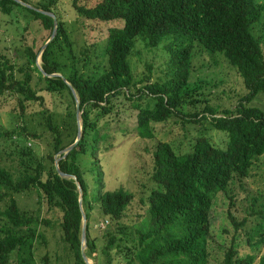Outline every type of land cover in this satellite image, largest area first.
Listing matches in <instances>:
<instances>
[{
	"label": "trees",
	"instance_id": "16d2710c",
	"mask_svg": "<svg viewBox=\"0 0 264 264\" xmlns=\"http://www.w3.org/2000/svg\"><path fill=\"white\" fill-rule=\"evenodd\" d=\"M23 1L56 15L57 32L42 50L40 64L46 73L66 77L82 109V136L58 165L76 175L82 187L86 255L94 264H208L215 195L227 193L234 177H246L255 161L264 157V111L247 104L264 94V43L253 32L254 23L262 17L263 4L258 0H98L86 6L73 0L77 14L85 20H122L120 25L107 28L104 70L90 77L83 69L91 62V55L85 49L82 62L76 57L65 21L54 6L57 0ZM35 8L0 0V13L9 17L7 22L20 25L22 30L31 24L39 35L24 43L15 61L0 48V98L15 93L20 112L13 117L23 121L12 129H0V202L5 204L0 206V264H54L47 251L37 257L36 247L46 244L44 228L55 225L62 241L56 256L62 259L64 252L66 264H86L80 253L78 189L72 178L58 175L53 165L54 155L75 140L76 127L74 136L64 141L60 125L48 112L44 126L51 148L43 157L29 142L40 135L24 120L28 103L44 105V93L56 95L65 105L66 116L75 119V99L68 85L60 76L43 75L36 66L37 55L51 35L53 19ZM138 40L147 47L166 42L167 78L152 82L149 75L135 78L129 57ZM194 41L209 53L222 54L242 78L248 93L234 108L219 110L210 105L200 85L190 80ZM34 85L40 88L35 90ZM121 103L135 110L136 130L142 138L154 137L153 123L171 120L183 127L207 123L226 136L223 147L202 132L184 149L158 140L152 153L154 186L146 196L148 215L144 219L139 215L138 223L131 225L122 219L133 193L123 188L102 190V172L93 159L89 171L96 182L95 193L89 197L81 165L83 156H95L98 142L105 136L99 133V121L112 117ZM262 182L261 201L251 199V218L236 221L229 216L236 230L245 228L244 242L253 252L240 255L235 239L224 253L223 264H253L264 246V171ZM31 188L37 189L39 202L45 203L48 212L59 213L53 221L17 205L13 194ZM94 204L103 216V228L107 226L101 237L91 235ZM256 264H264V252Z\"/></svg>",
	"mask_w": 264,
	"mask_h": 264
},
{
	"label": "rangeland",
	"instance_id": "374dc122",
	"mask_svg": "<svg viewBox=\"0 0 264 264\" xmlns=\"http://www.w3.org/2000/svg\"><path fill=\"white\" fill-rule=\"evenodd\" d=\"M30 1L36 3L38 0ZM97 1L78 0L80 4L86 6H92ZM258 1L264 6V0ZM72 2L73 0H57L54 6L62 20L65 21L76 57L81 59L82 62L84 58L82 51L87 49L88 54L90 53L92 60L90 59L91 62L83 71L90 77H95L105 67L103 49L107 38V28L120 25L122 20L121 18L108 21L85 20L77 14ZM8 18L0 13V48L9 55L12 61H15L20 56L24 43L31 42L34 37L39 35L35 32L33 25L28 24V28L22 30L20 25L7 22ZM253 32L256 37L260 36L264 43V11L261 19L254 23ZM165 43L162 42L156 47H147L141 40L136 42L135 48L129 57L136 79H140L144 75L150 76V82L167 78L169 55ZM193 43L194 53L190 80L196 85H200V91L204 93V97L210 105L219 110L234 108L248 93L237 70L228 63L222 54L209 53L197 42L194 41ZM65 62L68 66L69 58ZM33 88L36 90L40 86L34 85ZM44 98V105L28 103L24 119L27 126L36 129L40 135L38 138L31 137L32 140H29V142L34 145V150L38 155L43 157L51 148V137L44 126L45 116L48 112L52 113L55 122L60 125L64 141L67 142L74 136L76 127L74 117L66 116L64 112L65 105H61L56 95L44 93ZM17 100L15 93H6L0 98L1 130L12 129L16 123L23 124L20 117L16 119L13 117L20 112ZM125 103L120 104L117 112L111 113L112 117L99 121V133H104L105 136L99 140L95 156L89 154L83 156L81 165L88 185L89 197L95 193L96 182L89 171L93 159L98 161V167L102 172V190L123 188L133 193L132 202L122 219L124 224L131 225L135 222L138 223L139 215H143L141 219L148 215L146 196L154 186L151 179L152 153L158 140L169 141L184 149L188 147L190 140L194 139L196 134L202 132L209 136L213 143L223 147L226 143V136L224 133L209 127L207 123L198 124V126L186 124L183 127L180 123L171 120L153 123L154 137L142 138L136 130L135 110L129 109V104L126 105ZM247 104L257 106L264 111V94L256 95ZM40 109L43 111L42 113L36 112ZM45 161L50 165L52 164L50 160L45 159ZM83 161L88 162L83 164ZM263 171L264 157L261 156L259 160L255 161L246 177H234L227 193L218 192L215 195L210 212L211 236L208 247V264H223L224 253L235 239L239 241L238 251L240 255L253 252L244 242L245 228L242 226L239 230H236L229 216L232 215L236 221H241L244 217L251 218L248 216L251 199L256 197L259 202L262 199L260 188L263 187ZM229 195H232V199L229 198ZM13 196L20 209L26 210L34 216L39 215L53 221L55 215H59L58 212L50 213L46 210L45 203L43 201L39 202L38 191L35 188L15 193ZM4 205L0 202V206L3 207ZM91 211V226L93 225L91 235L101 237L107 226L105 229L103 228L104 223L101 222L104 221L103 216L97 205L94 204ZM253 223L247 222V225ZM44 229L46 244L37 245V257L47 251L54 264H66L64 252L61 255L62 259L56 256V251L60 252L62 250L59 227L55 225ZM263 252L264 246L257 252L253 264L257 263ZM53 256H56V258Z\"/></svg>",
	"mask_w": 264,
	"mask_h": 264
},
{
	"label": "water",
	"instance_id": "95a60500",
	"mask_svg": "<svg viewBox=\"0 0 264 264\" xmlns=\"http://www.w3.org/2000/svg\"><path fill=\"white\" fill-rule=\"evenodd\" d=\"M14 1H16V2L22 4V5L26 6V7L35 8V7H33L32 5L28 4L27 2H25L23 0H14ZM35 9L37 11H40V12L46 14V15L51 16L52 19H53V29H52L51 35L48 38V40L43 44L41 51H39V53L37 55L36 66L40 70V72L43 75H45V76H60L62 78V80L68 85V87L71 90V93H72V95L74 96V99H75L76 138L71 144H69L66 147H64L63 149L59 150L54 155V168H55L56 172L58 173V175H60L61 177L72 178L74 180V183H75L77 189H78V193H79V197H78L79 208H80L81 215H82L80 253H81V256H82V258H83V260H84V262L86 264H94L92 262V260L86 255V252H85L87 220H86V216H85L84 210L82 208V193L83 192H82L81 184L78 181L76 175L62 171L60 169L59 165H58L59 160L61 158H64L65 155L77 145V143L79 142V140H80V138L82 136V132H83V129H82V118H81L82 109H80V107H79V99L77 97L76 91L72 87V85L69 83V81L66 79V77L64 75H62L61 73H58V72L48 74L41 67L40 54H41L42 50L47 46V44L54 38V36H55V34L57 32L58 23H57V17H56V15L53 12L45 11V10L38 9V8H35Z\"/></svg>",
	"mask_w": 264,
	"mask_h": 264
}]
</instances>
